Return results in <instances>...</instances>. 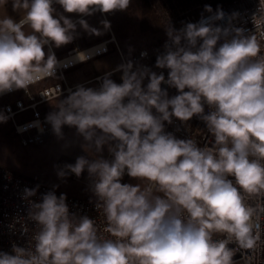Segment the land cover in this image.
Instances as JSON below:
<instances>
[{
    "label": "clouds",
    "instance_id": "obj_1",
    "mask_svg": "<svg viewBox=\"0 0 264 264\" xmlns=\"http://www.w3.org/2000/svg\"><path fill=\"white\" fill-rule=\"evenodd\" d=\"M9 3L19 20L7 14ZM55 3L66 13L91 16L128 10L131 0ZM0 8V94L55 79L58 61L44 46L72 43L77 25L103 34L85 19L55 16L53 0H0ZM205 11L213 10L205 5ZM239 15L228 16L227 26L215 23L225 20L221 9L180 29L169 21L155 64L169 70L167 80L146 66L133 70L128 61L116 69L122 83L108 72L98 88L77 85L58 99L46 117L56 137L63 139V126L74 127L84 151L94 146L100 153L108 145L114 156H80L64 166L77 177L87 169L105 226L70 214L65 194L49 191L34 202L29 198L39 186L25 188L36 230L28 247L0 252V264H240L237 252L243 264H255L264 252V0L251 16L253 32L234 26ZM101 24L110 29L109 21ZM89 58L76 50L78 61ZM162 83L179 94L169 98ZM193 116L205 122L211 146L165 131L173 117L187 122ZM7 119L0 113V122ZM125 172L146 185L122 183Z\"/></svg>",
    "mask_w": 264,
    "mask_h": 264
},
{
    "label": "built area",
    "instance_id": "obj_2",
    "mask_svg": "<svg viewBox=\"0 0 264 264\" xmlns=\"http://www.w3.org/2000/svg\"><path fill=\"white\" fill-rule=\"evenodd\" d=\"M54 2L55 0H53V3ZM149 2L155 8L156 12L166 17L165 22L168 24L170 21L171 25L176 29H180L188 22L196 23L200 21L202 17L212 16L217 9H221L226 16L225 20L216 21V25L227 26V17L233 12H238L240 15L233 21V24L235 27L246 29L247 34L248 32L254 31L253 24L251 23V16L256 11L259 0H150ZM205 5L211 6L213 10L212 13L205 11ZM110 42H117L113 35L86 48H71L64 57H57L54 53L58 61L56 75H58L60 79L48 85H44L36 91L29 89V91L26 92L24 89H18L24 92L25 98L19 97L16 98L14 104L9 102L5 104L4 115L12 119L14 132L20 136V141L23 145L43 143L51 135L52 128L46 120L49 113H44L40 109V105L59 98L73 90V87L66 82L64 70L82 63L76 59V50L78 49L79 51L86 52L90 57L89 59H91L108 52ZM166 42H168L167 36L161 41L140 48L129 57H126L120 50L122 57L120 65L131 61L134 66L133 70L137 67L146 66L158 75L163 73L167 80L169 70L159 69L155 66L158 55L165 51L164 45ZM142 53H146V55L142 56ZM116 69L110 71L111 73L117 74V77L111 79L119 84L122 83L121 76L123 72L116 71ZM104 75L105 74L97 75L95 80L99 81L101 84ZM148 82L149 80L146 78L143 85L146 87ZM57 86H59L61 90V95ZM161 88L167 91L169 98L179 94L177 89L169 87L166 83H162ZM18 90L0 94V97ZM185 91H187V89H185ZM26 111H31V115L20 121L17 120L16 116ZM208 112V106L205 105L204 114ZM153 113L155 114V109H153ZM164 123L165 131L172 133L177 139L187 140L195 138L198 146L201 147L209 144L210 140H213L207 131L205 122L199 116H193V118L187 122H182L173 117L171 124L167 122ZM197 130H199V133ZM112 143L114 144L116 142ZM209 146L211 145L209 144ZM105 159L111 161L114 159V156L107 151ZM67 164H75V162L71 159L62 158L59 160L58 167L61 170H65L67 174L71 175L73 178H77L75 174L64 169V166ZM127 177L128 175L125 172L121 182L125 183ZM229 179L234 178L229 177ZM37 185L39 187L36 195L30 197L29 200L42 202V196L49 191H54L58 197L61 194H65L66 204L68 205L70 214H75L77 217L88 216L96 220L101 228L105 226L103 216L100 215V212L95 206L97 202L95 196L87 197L62 192L47 182L31 179L22 173L0 164V252L12 254L13 245L26 248L31 242V237L36 230V223L28 219L29 204L27 200L23 199V195L25 188L33 189L36 188ZM22 225L28 228L27 232L23 231ZM105 235L108 234L105 233ZM229 247L235 248L236 245L230 244ZM234 260L240 261V264H243L241 252H237L234 256ZM255 264H264V252L260 254Z\"/></svg>",
    "mask_w": 264,
    "mask_h": 264
},
{
    "label": "rangeland",
    "instance_id": "obj_3",
    "mask_svg": "<svg viewBox=\"0 0 264 264\" xmlns=\"http://www.w3.org/2000/svg\"><path fill=\"white\" fill-rule=\"evenodd\" d=\"M149 1L131 0L129 9L125 11L117 10L113 13L96 12L91 16L81 15L79 17H77L79 15L77 13L64 12L61 5L55 2L53 3V7L56 10L54 13L55 16L64 15L69 19L75 18L73 21L85 19L90 26L98 28L103 32L100 36L89 35L77 25L79 36L72 43L80 45V47H85L108 35H113L117 41V44L114 42L109 44V51L107 53L88 59L73 67L66 68L64 70L65 78L70 85L84 81L102 71L118 66L121 63L118 47L121 48L125 55H130L144 46L161 41L167 36L165 31V27L167 26L165 22L166 17L156 12ZM146 3L151 9L150 13H147L145 9ZM3 14V8H0V16ZM7 14L16 20L20 19V15L12 11L11 3L7 5ZM102 20L110 22V29L107 31L103 29V25L101 24ZM57 79H60L58 75H56L55 79L50 78L45 81L51 82ZM82 85L98 88L99 82L92 79ZM18 97H24L22 90L0 97V113H5L4 106L6 103L14 104ZM58 99L40 105V108L44 112L54 111L56 109L53 105L58 102ZM29 112L26 111L18 114L16 116L17 120L20 121L29 117ZM62 130L64 133L63 139L57 138L52 131L49 138L43 143L23 145L20 141V136L14 132L12 119L8 117L6 122H0V164L22 173L27 177L52 184L62 192L94 197L95 195L91 191L92 181L87 169L84 170L80 177L73 178L71 175L66 174L65 177L61 178L58 176V171L61 170L58 167V163L62 158L71 159L76 162V159L80 156L89 160L97 156L105 159L108 145H104L100 153H96L95 147L93 146V154L88 153L81 147L85 141L83 137L77 134L74 127L63 126ZM98 134H100L99 130ZM125 183H140L141 187L146 185V182L135 180L129 176Z\"/></svg>",
    "mask_w": 264,
    "mask_h": 264
},
{
    "label": "crops",
    "instance_id": "obj_4",
    "mask_svg": "<svg viewBox=\"0 0 264 264\" xmlns=\"http://www.w3.org/2000/svg\"><path fill=\"white\" fill-rule=\"evenodd\" d=\"M79 16H81V14H79L77 17H79ZM76 17V18H77ZM75 19V18H74ZM74 19H72V20H74ZM109 36H111V35H108L107 37H103V38H101V39H99L98 41H95L94 43H92V44H88L87 46H85V47H80V45H76V44H74V43H70L69 45L67 44V45H65V46H62V47H60V48H55V46H54V44H52V45H45L44 46V51H45V53L47 54V52H48V50H49V47L51 46V48H52V51L56 54V56L57 57H64V56H66L67 54H68V52H69V50L71 49V48H74V47H77V48H86V47H89V46H91V45H93V44H95V43H97V42H100V41H103V40H105V39H107V38H109ZM110 43H112V42H110ZM109 43V44H110ZM117 44V43H116ZM120 50H121V48L120 47H118V51H119V54H120V58H121V62H122V57H121V52H120ZM122 51V50H121ZM107 53V52H106ZM122 53L124 54V52L122 51ZM133 54V53H132ZM132 54H130V55H125L126 57H129V56H131ZM121 64V63H120ZM120 64L118 65V66H120ZM118 66H116V67H113V68H111V69H108V70H105V71H102V72H100V73H98V74H96L95 76H93V77H90V78H88V79H86V80H84V81H81V82H78V83H76V84H73V85H71L72 87H73V90L72 91H74V89L76 88V86L77 85H81V84H85V83H88L89 81H91L92 79H95V77L97 76V75H100V74H106V73H108V72H110V71H112V70H114V69H116ZM73 67V66H72ZM115 77H117V74L116 73H112V75H111V77L110 78H115ZM66 79V78H65ZM59 79H57V80H53V81H51V82H43V83H41L40 82V84L38 83L37 85H35V86H33L31 89L32 90H34V91H36L37 89H39L40 87H42V86H44V85H48V84H50V83H53V82H55V81H58ZM66 82H67V80H66ZM99 82V81H98ZM68 83V82H67ZM69 84V83H68ZM70 85V84H69ZM99 86H100V83H99ZM69 95V93H66V94H64V95H62L61 97H59V99H61V98H66L67 96ZM19 98V97H18ZM21 98H25V94H24V97H21ZM57 99V98H56ZM52 101V100H51ZM48 103V102H47ZM47 103H44V104H47ZM41 105H43V104H41ZM41 109V108H40ZM42 110V109H41ZM43 111V110H42ZM44 112V111H43ZM52 112V111H51ZM44 113H50V112H44ZM29 115H31V111L29 112Z\"/></svg>",
    "mask_w": 264,
    "mask_h": 264
},
{
    "label": "trees",
    "instance_id": "obj_5",
    "mask_svg": "<svg viewBox=\"0 0 264 264\" xmlns=\"http://www.w3.org/2000/svg\"><path fill=\"white\" fill-rule=\"evenodd\" d=\"M145 1V0H144ZM145 9L147 10V13H150L151 12V9L147 6V3H146V6H145ZM30 178V177H29ZM33 179V178H31ZM52 185V184H50ZM53 187H55L54 185H52ZM56 188V187H55ZM57 189V188H56Z\"/></svg>",
    "mask_w": 264,
    "mask_h": 264
}]
</instances>
